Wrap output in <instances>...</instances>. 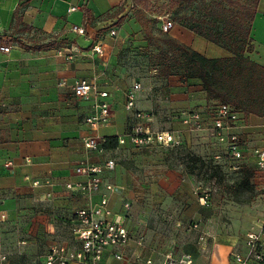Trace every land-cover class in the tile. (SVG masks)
Returning <instances> with one entry per match:
<instances>
[{
    "label": "crops",
    "instance_id": "0c3cea01",
    "mask_svg": "<svg viewBox=\"0 0 264 264\" xmlns=\"http://www.w3.org/2000/svg\"><path fill=\"white\" fill-rule=\"evenodd\" d=\"M122 2L131 4L130 0H0V214L5 215L0 221V256H6L0 264H41L51 243L77 246L70 231L74 212L97 204L101 194L106 193L104 189L84 194L77 188H65L67 183L86 181L85 175L75 172L81 162L103 164L107 159L115 160V168L102 173L103 179L115 187L108 193V206L124 216L132 238L121 250L122 260L113 259L107 252L101 264H146V260L162 264L168 251L175 256L190 255L196 264H229L232 252H246L244 233L259 225L257 216L252 215L254 220L247 217L242 230L236 223L225 226L219 220H214L211 227L195 220L201 224L194 222L198 227L193 228L186 221L198 207L172 204L184 196L181 188L185 180L175 178L165 166L155 176L135 175L128 163L118 164L115 157L117 153L126 154L139 167L147 163L165 165L164 161L146 152L136 156L133 152L140 151L129 145L105 149L102 155L86 151L87 138L124 135L134 121L133 113L125 108V94L130 88L125 90L124 74L117 62L122 34L118 32L115 38L109 33L112 28L105 30L117 18L102 20ZM18 4L22 22L32 28L11 34L13 12ZM72 6L76 9L68 11ZM122 23L128 33L140 30L138 22L124 19ZM73 25L83 27L84 33L73 31ZM100 31L101 39L96 40ZM166 34L207 58L230 56L174 22ZM139 37L142 36L135 35ZM250 39L251 52L246 55L264 66V0L257 1ZM50 40L65 46L30 48ZM3 46H8L9 51L4 52ZM94 46L102 54L96 53ZM77 79H85L108 93L107 124L92 128L85 123V118L95 113L94 105L100 98L94 92L76 97L72 85ZM165 88V100L170 105L164 129L184 130L179 111L209 110L200 80L170 76ZM140 95L141 90L136 93L135 107L144 110L139 105ZM175 102L178 105L173 107ZM239 114L241 120L232 130L240 135L244 147L251 150L262 146L264 117ZM188 134L183 132V147L188 146ZM9 161L12 164L7 166ZM244 161L255 171L252 184L259 194H264L260 190L264 174L257 171L249 154ZM33 181H39V185H32ZM124 203H129L128 209ZM252 207L256 214L255 205ZM178 213L184 215L181 220L171 218ZM168 218L170 222L163 223ZM200 233L207 237L205 250L197 242ZM140 235L144 236L142 245L136 243Z\"/></svg>",
    "mask_w": 264,
    "mask_h": 264
},
{
    "label": "built area",
    "instance_id": "2783aa9c",
    "mask_svg": "<svg viewBox=\"0 0 264 264\" xmlns=\"http://www.w3.org/2000/svg\"><path fill=\"white\" fill-rule=\"evenodd\" d=\"M72 6L68 11H74ZM173 26V21L163 19L160 25L162 33H168ZM72 30L83 34L84 28L73 25ZM114 32H111L113 35ZM4 52L9 51L8 46H3ZM96 52H100L99 47L94 46ZM155 70V69H154ZM142 88L139 81H135L125 94V108L133 113V123L124 135L118 136L117 147L129 145L135 150L153 149L154 147H178L183 144V132H204L208 131L210 135L224 146L223 154H215L213 158L220 160L226 158L229 162L228 168L237 172L245 166L246 155L249 154L254 158V166L257 171L264 174V136L263 145L247 150L243 145L240 135L232 129L236 128L241 116L238 111L226 104L210 106L209 110L185 109L179 111L178 118L183 125L184 130L178 129H156L152 127L153 116L135 107L136 93ZM73 93L76 97H86L91 92L96 94L100 99L95 102V113L85 118V123L92 128L105 125L109 121L110 106L106 100L108 93L104 90H98L96 85L85 80L77 79L72 85ZM264 135V134H263ZM106 137H89L84 141L85 149L88 153L102 155L105 153L104 144ZM7 162V166L11 165ZM116 162L114 159H107L103 164L79 163L75 172L85 175L86 181L82 183H67L66 189L77 188L84 194L99 192L104 189L106 193L101 194L100 200L95 205L78 209L74 212L72 225L70 228L73 240L77 246L71 247L65 244L51 243L47 252L41 257V264H101L105 253L110 252L113 259L122 260L124 254L122 249L127 247L132 240L131 235L125 226L124 216L115 213L108 206V193L112 192L115 187L103 179L102 173L105 170H113ZM32 185H39V181H33ZM264 192V185L260 189ZM207 195L200 198L202 205H207L205 201ZM126 209L129 203H124ZM5 219L4 214H0V221ZM197 228V223L192 225ZM206 235L200 233L197 242L202 250L207 248ZM144 236L140 235L136 239L138 245H142ZM246 252H232L229 264H256L264 263V216L259 225L250 230L245 235ZM3 262L6 260L5 255L0 256ZM146 264H151V260H146ZM162 264H196L193 263L190 255L182 254L175 256L172 251L164 254Z\"/></svg>",
    "mask_w": 264,
    "mask_h": 264
},
{
    "label": "trees",
    "instance_id": "16d2710c",
    "mask_svg": "<svg viewBox=\"0 0 264 264\" xmlns=\"http://www.w3.org/2000/svg\"><path fill=\"white\" fill-rule=\"evenodd\" d=\"M154 1L130 0L148 46L156 50L151 59L157 76L165 80L175 75L185 80L198 79L209 106L226 104L245 115L264 117V66L246 55L251 52L250 29L258 0H165L178 5L171 20L230 54L223 58H207L166 33H155L156 17L147 16ZM193 4L202 13L197 9L190 11ZM125 5L122 2L102 20L117 18L114 24H121L125 17L120 15ZM20 8L18 4L13 12L11 34L32 28L22 22ZM54 46L64 47L65 44L50 40L30 48L47 50ZM117 138L106 139L104 148H116ZM238 172V187L251 189L254 169L244 166Z\"/></svg>",
    "mask_w": 264,
    "mask_h": 264
},
{
    "label": "rangeland",
    "instance_id": "374dc122",
    "mask_svg": "<svg viewBox=\"0 0 264 264\" xmlns=\"http://www.w3.org/2000/svg\"><path fill=\"white\" fill-rule=\"evenodd\" d=\"M177 8L178 5L168 4L165 0H156L152 3L151 10L149 14L147 13V16L156 17V22L154 23L155 33L161 32L160 25L162 20H171L172 14ZM196 9L202 13L196 4L189 7L190 11H196ZM123 15L125 17V22L133 21L135 24L137 23L131 4L126 3ZM123 24L124 23L118 25L113 24L107 29L105 28V30H111L110 28H112L114 32L112 36L115 38L120 32L122 34L119 45L120 53L117 62L124 74L125 90L131 87L133 81H139L141 86H143V89H140L141 95L139 99V105L144 109L142 111H146L154 116L152 122L153 128H155V126L157 129L167 128L168 120L165 114L169 111L167 109L170 105V103L165 100L167 80L158 77L156 69L153 68L154 62L151 57L156 54V50L148 46L141 27L139 32L128 33V28L123 26ZM137 29H139V27ZM112 30L109 31V33H111ZM101 33L100 31L97 34L96 40L101 39ZM126 33L128 35L124 36ZM135 35H141L142 37L135 38ZM96 53L102 54L101 51ZM176 105H178V103L175 102L173 107H176ZM187 139L188 146L186 147H183V144L171 148L157 146L153 149L140 150V152L136 153L133 152L134 155H141L146 152L153 158L164 161L165 165L147 163L145 167H139L138 162H134V160L128 158V155L121 153H117L115 158L118 164L122 162L128 163L130 172L135 175L155 176V174L162 172L165 166L166 169L175 175V178L177 177L180 180H185L184 188H181L184 196L180 199H175L176 202H172V204L179 205L182 208L193 205L196 208L198 207L195 214L187 218L186 224L189 226L193 225L194 222L198 223V221L195 220H199L203 226L209 224L211 227L214 220H219L220 223L225 226L231 222L236 223L242 230L245 226L247 217H249L251 221L254 220L252 215H256V222H260L264 216V194L258 193L259 190L252 184V179L251 189L238 187L239 172H235L228 168L229 162L226 161V158L223 157L220 158V160H215L213 158L217 153H224V146L219 144L208 131L191 132L188 134ZM161 168L163 170H160ZM159 186L161 187L160 184ZM179 189L180 188L176 191ZM205 195H207L205 199L207 205H202L200 198ZM173 200L174 198L172 201ZM254 205L257 211L256 214H253L255 211H252L254 210L252 207ZM183 217L184 215L180 213L171 216V218L180 220ZM165 221L166 222L163 223L170 222L169 218ZM163 225L166 228L167 225ZM161 228L163 229V226ZM250 228L251 226H248V229ZM250 230H252V228ZM250 230L244 233V237ZM165 235L168 236V233H165Z\"/></svg>",
    "mask_w": 264,
    "mask_h": 264
}]
</instances>
